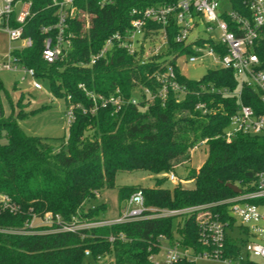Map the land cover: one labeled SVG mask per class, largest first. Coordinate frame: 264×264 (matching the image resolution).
I'll use <instances>...</instances> for the list:
<instances>
[{
  "label": "trees",
  "instance_id": "trees-1",
  "mask_svg": "<svg viewBox=\"0 0 264 264\" xmlns=\"http://www.w3.org/2000/svg\"><path fill=\"white\" fill-rule=\"evenodd\" d=\"M23 1L30 3L28 13L19 21L13 11L9 23L20 26L22 37H30L32 43L15 49L13 55L33 68L37 79L48 81L53 96L63 98L67 105L68 96L72 103L88 105L79 83L98 92L109 93L119 87L129 94L133 79L148 84L146 73L153 66L138 64L122 49H114L106 59L90 66L81 63L88 62L110 33L128 25L132 7L177 0H114L105 6H100L99 0H75L77 6L94 14L91 26L81 31V23L72 20L67 30L72 33L71 46L53 62L43 59L42 50L46 37L53 38L54 31L43 33L41 27L55 22L56 7L51 5L52 0ZM234 6L240 9V5ZM173 34H168L169 43L180 48L173 45ZM254 52L264 66V40L254 45ZM180 79L187 93L181 99L170 94L164 104L156 100L147 106L128 105L117 112L102 108L94 115L75 109L74 120L58 146L47 137L28 135L18 123L27 113L20 109L14 114L11 108L6 114L0 102V194L9 195L19 207L16 213H0V228H22L33 215L39 217L46 211L59 213L64 220L72 216L95 220L104 206L84 210L82 203L104 187H114L118 171L144 169L155 175L152 186L118 188L120 199L142 191L145 217L77 232L0 231V264H88L86 258L92 264H152L149 255L159 251L162 237L169 238L171 244L178 242L195 251L203 249L194 212L180 214L181 220L174 224L175 216L150 215L155 212L151 207L181 209L208 204L212 216L218 214L232 223L227 205L217 202L235 194L226 183L245 190L254 188L256 174L264 169V138L239 134L227 142L221 137L237 99L208 88L236 89L238 81L232 70L207 69L199 80ZM241 98L255 112H262L264 104L256 92L243 88ZM199 101L205 102L210 112L201 114L195 109ZM204 137H209L206 158L187 175L193 185L186 187L178 181L172 187L163 186L168 173L189 160L190 148ZM119 233L125 238H119ZM109 236L114 239L109 240ZM237 242L228 235V253L239 250ZM86 250L89 254H85ZM106 256H111V261L99 262ZM177 264L195 262L182 259Z\"/></svg>",
  "mask_w": 264,
  "mask_h": 264
},
{
  "label": "built area",
  "instance_id": "built-area-1",
  "mask_svg": "<svg viewBox=\"0 0 264 264\" xmlns=\"http://www.w3.org/2000/svg\"><path fill=\"white\" fill-rule=\"evenodd\" d=\"M241 1V4H240ZM114 0H99L100 6L113 3ZM16 3L21 4L17 20L22 21L28 13L29 2L23 0H0V31L6 32L10 40H21L19 46L10 48L3 55L0 69L20 72V80L30 79L31 86L40 90L34 69L22 64L14 55L15 49L31 45L30 37H22L20 26H11L10 14L14 11ZM240 5V9L234 5ZM51 5L56 7L55 22L42 26L41 31L47 33L54 31V36L46 37L42 57L47 62L62 57L71 46V32H67L72 20L81 23V31L91 26L93 13L75 4V0H52ZM226 6V7H225ZM23 14L24 16H21ZM129 22L124 29L110 33L101 47L93 52L87 63L90 66L98 60L106 59L114 49L125 50L132 55L138 64H150L151 72L146 73L148 84H142L133 79V87L129 94L115 87L109 93L98 92L79 83L78 88L87 97L89 103H72L67 97V122L74 120L75 109L84 114L94 115L99 109L110 108L117 112L128 105L145 106L158 100L162 104L170 94L178 99L187 93L186 85L180 77L187 78L182 72L179 59L183 62L196 63L209 61L213 68H226L233 71L238 87L208 88L210 92L221 93L224 96H235L237 104L235 110L229 115L228 123L221 133V137L229 142L239 134L258 135L264 138V108L262 112L245 104L241 98L243 88H250L256 92L264 104V66L254 52V45L264 40V0H177L159 5L145 7H132L129 10ZM22 17V18H21ZM208 33L206 38L200 31ZM172 31L173 47L168 40ZM164 53L162 57L160 55ZM3 95L0 91V102ZM195 109L201 114L210 112V108L203 101L195 104ZM209 137L199 139L191 151L199 145H206ZM167 178L175 181L176 177L169 172ZM239 193L219 200L218 204L227 205L228 215L232 219L223 220L218 214L213 216L209 212L208 204L190 206L181 209L156 208L150 215L171 216L194 212L198 219V238L203 246L201 251L191 247L181 246L178 242L168 243L161 256L155 253L149 255L152 264H177L180 260L196 261L198 259L214 260L221 264H264V169L259 171L254 180V188L245 190L241 186ZM18 205L7 194H0V213L8 211L16 213ZM144 197L141 190L132 192L125 201V209L118 217L104 221L103 224L122 223L145 217ZM38 219L43 229H34L39 224L33 220ZM99 226L95 222L86 221L82 217L72 216L71 220H64L59 213L44 212L41 216L33 215L22 228L3 227L1 232L33 233V232H77L81 229ZM31 228V230H30ZM228 235L235 242L241 241L237 252H227L226 240ZM118 237L124 239L122 233ZM113 240V236L108 237ZM85 254H89L86 250Z\"/></svg>",
  "mask_w": 264,
  "mask_h": 264
},
{
  "label": "rangeland",
  "instance_id": "rangeland-1",
  "mask_svg": "<svg viewBox=\"0 0 264 264\" xmlns=\"http://www.w3.org/2000/svg\"><path fill=\"white\" fill-rule=\"evenodd\" d=\"M20 3L16 4V17L19 15ZM226 7V6H225ZM29 8V7H28ZM22 18V17H21ZM200 35L204 38L208 36L205 31H200ZM21 40H10L6 32L0 31V62L3 55L6 54L10 48L19 46ZM181 72L189 79L199 80L211 67V63L207 60L196 63L183 62L179 59ZM41 85L40 90L34 89L30 84V79L20 80V72L11 71L7 69H0V81L2 83L3 106L5 113H9L13 108L14 114L20 109L27 113V117L19 119L20 127L28 135H40L47 137L48 140L54 145L58 146L61 143V137L65 135L68 129L67 122V104L63 98L55 97L49 88V83L44 79H37ZM207 155V146L199 145L191 151L190 159L183 164L178 165L173 173L176 177L175 181L168 178L163 183L165 187H172L175 182L180 181L183 186L191 187L193 183L187 180L188 171L191 168H198L205 160ZM155 175L144 169L134 170H120L116 173L114 179V187H104L101 191L95 193L94 198H87L82 203V208L88 210L97 205H103V212L99 213L98 218L90 220L86 217V221L95 222L97 225L102 226L104 221L113 219L121 215L125 209L126 198L120 199L118 188L121 186H152L154 183ZM152 209H156L151 207ZM185 214V213H183ZM172 216V215H171ZM174 224L176 221L181 220L180 214H174ZM34 224L41 225L38 219L33 220ZM108 225V224H104ZM96 227V226H95ZM175 233V231H174ZM175 235V234H174ZM159 251L155 253L157 257L161 256L170 243V239L162 237ZM88 264H92L90 259L86 258ZM111 261V256L99 259V262ZM195 264H221L214 260L198 259Z\"/></svg>",
  "mask_w": 264,
  "mask_h": 264
},
{
  "label": "water",
  "instance_id": "water-1",
  "mask_svg": "<svg viewBox=\"0 0 264 264\" xmlns=\"http://www.w3.org/2000/svg\"><path fill=\"white\" fill-rule=\"evenodd\" d=\"M25 8H28V4H26V7ZM21 16H24V15L21 14ZM226 186L228 188H230L234 193H239L240 192V188L236 184L226 183Z\"/></svg>",
  "mask_w": 264,
  "mask_h": 264
},
{
  "label": "crops",
  "instance_id": "crops-1",
  "mask_svg": "<svg viewBox=\"0 0 264 264\" xmlns=\"http://www.w3.org/2000/svg\"><path fill=\"white\" fill-rule=\"evenodd\" d=\"M16 4H18V3H16ZM15 6H16V5H15ZM21 9H22V8H21V4H20V5H19V10L17 11V13H19ZM14 12L16 13V9H14ZM2 104H3V100H2ZM3 107H4V106H3ZM4 111H6L5 108H4Z\"/></svg>",
  "mask_w": 264,
  "mask_h": 264
}]
</instances>
